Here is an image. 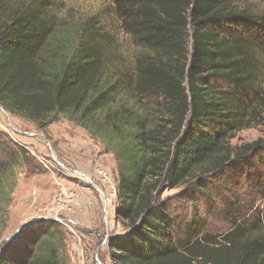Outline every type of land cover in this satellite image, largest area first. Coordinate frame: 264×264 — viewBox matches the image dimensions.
Here are the masks:
<instances>
[{"label": "trees", "instance_id": "obj_1", "mask_svg": "<svg viewBox=\"0 0 264 264\" xmlns=\"http://www.w3.org/2000/svg\"><path fill=\"white\" fill-rule=\"evenodd\" d=\"M112 3L148 50L131 72L111 63L95 32L53 43L50 0H0V106L41 131L65 118L114 156L124 231L108 242L113 264H264V216L203 233L161 199L264 149V135L230 144L244 129L264 128V91L256 88L264 13L237 10L232 0ZM26 160L25 146L0 132V201ZM257 186L264 199V176ZM55 225L22 229L0 264H65Z\"/></svg>", "mask_w": 264, "mask_h": 264}, {"label": "rangeland", "instance_id": "obj_2", "mask_svg": "<svg viewBox=\"0 0 264 264\" xmlns=\"http://www.w3.org/2000/svg\"><path fill=\"white\" fill-rule=\"evenodd\" d=\"M232 4L237 10L264 13V0H232ZM50 12L53 43L70 42L85 34V29L87 34L95 32L111 63L129 72L137 59L148 53L125 31L112 0H50ZM260 60L262 75L256 88L264 91V56ZM216 82L221 90L229 88L224 80ZM0 132L28 152V160L5 182L0 201V257L8 247H14L22 229L55 223L61 232L56 243L65 264H113L107 245L124 231L117 218L114 156L65 118L41 131L0 109ZM263 135L264 128L255 124L236 133L230 144L239 147ZM263 176L264 149L259 157L234 159L219 172L165 191L161 199L178 221L197 222L203 233L223 234L236 224L262 219L264 199L257 182Z\"/></svg>", "mask_w": 264, "mask_h": 264}, {"label": "water", "instance_id": "obj_3", "mask_svg": "<svg viewBox=\"0 0 264 264\" xmlns=\"http://www.w3.org/2000/svg\"><path fill=\"white\" fill-rule=\"evenodd\" d=\"M0 109L4 111V109H3L1 106H0ZM16 132H17V131H16ZM17 133L20 134V135H28V134H26V133H19V132H17ZM104 201H105V200H104ZM104 205H105V206H104V210H105V214H106V211H107V209H108V208H107L108 206H107V202H106V201L104 202Z\"/></svg>", "mask_w": 264, "mask_h": 264}, {"label": "built area", "instance_id": "obj_4", "mask_svg": "<svg viewBox=\"0 0 264 264\" xmlns=\"http://www.w3.org/2000/svg\"><path fill=\"white\" fill-rule=\"evenodd\" d=\"M56 221H58L57 219H55Z\"/></svg>", "mask_w": 264, "mask_h": 264}]
</instances>
